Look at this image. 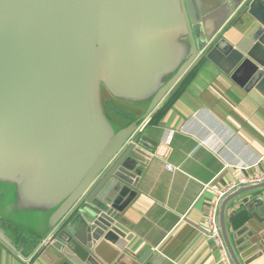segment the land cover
<instances>
[{
    "label": "water",
    "instance_id": "water-1",
    "mask_svg": "<svg viewBox=\"0 0 264 264\" xmlns=\"http://www.w3.org/2000/svg\"><path fill=\"white\" fill-rule=\"evenodd\" d=\"M236 14L258 27L232 44L220 33ZM202 56L264 104V0H0V242L25 261L50 247L53 264H103L92 251L124 237L142 128ZM260 191L219 202L231 264L228 208Z\"/></svg>",
    "mask_w": 264,
    "mask_h": 264
},
{
    "label": "crops",
    "instance_id": "crops-1",
    "mask_svg": "<svg viewBox=\"0 0 264 264\" xmlns=\"http://www.w3.org/2000/svg\"><path fill=\"white\" fill-rule=\"evenodd\" d=\"M257 27L252 17L236 14L220 37L235 44ZM231 77L200 57L142 128L141 154L135 155L140 175L121 200L133 194L120 216L124 237L95 245L92 253L101 263L138 264L150 249L144 264L152 255L162 258L159 264H228L206 233L214 194L205 187L231 183L237 167L264 172V104ZM226 222L240 261L264 264V191L231 203ZM238 233L241 240L249 236L250 246L239 244ZM15 243L22 246L21 239ZM31 245H23L24 255ZM51 252L43 248L25 261L0 242V264H53Z\"/></svg>",
    "mask_w": 264,
    "mask_h": 264
},
{
    "label": "built area",
    "instance_id": "built-area-1",
    "mask_svg": "<svg viewBox=\"0 0 264 264\" xmlns=\"http://www.w3.org/2000/svg\"><path fill=\"white\" fill-rule=\"evenodd\" d=\"M203 144L207 145V141H203ZM248 172H249L248 168L237 167L233 169L231 172L232 174L231 183L223 187H216L212 185H207L205 187L207 189H210L214 194L212 204L210 206L209 212L205 220L206 233L220 247L222 259L228 264H230V261L217 227V209L220 200L224 196L232 192L235 188L239 186L260 183L264 181V172L261 173L259 172L256 174H249Z\"/></svg>",
    "mask_w": 264,
    "mask_h": 264
},
{
    "label": "trees",
    "instance_id": "trees-1",
    "mask_svg": "<svg viewBox=\"0 0 264 264\" xmlns=\"http://www.w3.org/2000/svg\"><path fill=\"white\" fill-rule=\"evenodd\" d=\"M176 92L172 93L171 96H169V98L167 99V102L163 105V107L157 112V113H161L164 109L167 108V106L171 103L172 99L175 97Z\"/></svg>",
    "mask_w": 264,
    "mask_h": 264
}]
</instances>
